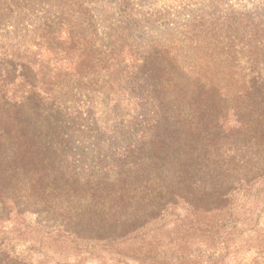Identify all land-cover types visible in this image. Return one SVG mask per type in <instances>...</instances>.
<instances>
[{
    "label": "rangeland",
    "instance_id": "obj_1",
    "mask_svg": "<svg viewBox=\"0 0 264 264\" xmlns=\"http://www.w3.org/2000/svg\"><path fill=\"white\" fill-rule=\"evenodd\" d=\"M24 1L30 4L29 11L25 7L23 11L27 12L23 15L7 10L0 14V97L11 104L24 101L29 116L38 127L52 123V117L56 115L72 123L67 127L73 135L69 137L75 158L68 167H74L73 161L77 160L76 173L82 174L83 170L89 173V168L84 167L90 164L93 155L97 157L101 153L100 150L106 151L96 163L101 167L110 161V152L123 144L121 129L143 120L141 105L147 103L146 99L151 95L158 103H170L174 115L182 114L181 119L195 135L201 133L203 137L209 127L230 129L237 121H248V114L260 105V90L264 86V47L256 54L258 62L254 72L250 69L252 58L241 50L240 45L250 39L254 44L264 45L263 37L243 33L264 29V0H131L141 15H152L143 20L138 32L124 37L120 29L124 25L120 22L119 0ZM81 13L93 15L95 30H87L78 21ZM201 18L211 20L214 29L196 37L188 29H192L193 20ZM123 20H126L125 24L129 23L126 18ZM234 20L243 21L241 32L236 30L239 36L227 32L230 27L227 23ZM169 21L175 25L167 26L171 24ZM78 35L89 43L78 42ZM122 44L138 45L142 55L150 56L156 67L169 66L165 59L175 61L174 65L186 76L157 77L156 82L161 79L179 86L173 92L169 91L171 93L162 90L146 98L135 77L130 75L140 60L125 61L123 57L112 56V53H120L117 50ZM228 45H238L236 60L220 58V55H226ZM213 65L217 67L214 76L210 77L211 72H208L210 78L199 79L202 69ZM197 79L201 82L205 79V85L198 86ZM215 80L221 83H216L214 90L203 88ZM254 82L257 86L253 88ZM215 137L206 136L212 146ZM201 147L200 141L190 132L188 142L167 143L165 153L169 158L173 157L169 167L177 169L180 164L193 159ZM154 173L158 176L150 177V174L140 172L139 184L150 185L166 179L174 181L165 171ZM95 183L91 181L89 185L92 187ZM0 184L4 185L6 195L11 193L7 180ZM43 199L33 206L31 201L25 203L22 197L13 204L0 198V264H157L158 259L162 264H177L169 262L178 254L177 249H173L176 245L194 250L201 245L197 238L201 233L193 236L184 233V228L196 225L197 218L183 203L174 209L172 217L152 221L147 226V233L135 242L108 246L103 241L88 240V232L79 237L53 232L51 227L74 232L78 229L75 223L68 224L64 216L56 219L48 202L60 205L62 210L69 209L73 215L74 209H79L76 215L80 218H102L110 213L105 210L90 212L89 208L97 202L105 203L103 198L93 199L83 193L66 195L55 190L46 192ZM257 205L255 203L253 207L263 216L262 224L264 206ZM85 209L88 211H83ZM230 238L237 240V244L254 243L250 240L254 239L253 233ZM165 253L170 255L168 260L157 255ZM256 253L255 246L247 247L240 252V260L243 264L250 263Z\"/></svg>",
    "mask_w": 264,
    "mask_h": 264
},
{
    "label": "trees",
    "instance_id": "obj_2",
    "mask_svg": "<svg viewBox=\"0 0 264 264\" xmlns=\"http://www.w3.org/2000/svg\"><path fill=\"white\" fill-rule=\"evenodd\" d=\"M29 4L24 0H0V14L7 10L21 16L27 12L23 11L25 7H28L29 11ZM118 11L121 12L120 22L124 25L120 28L123 37L138 32L139 27L144 24L143 20L152 15H141L131 0H119ZM79 16L81 17L78 21L85 25L87 30L96 29L91 13L86 16L81 13ZM123 18L129 23L125 24L126 20ZM169 22L171 24L167 26L175 25ZM242 22L234 20L227 23L230 26L227 32L239 36L237 31L241 32ZM190 28L192 29L188 30L196 37L214 29L211 20L205 21L203 18L193 20ZM253 32L243 33L246 36L253 35L256 38L259 35L264 38V29H255ZM77 37L78 42L89 43L82 40L84 37ZM250 41L252 40L240 45V48L252 58L250 69L255 72L258 62L256 54L260 53L264 45ZM237 46L228 45L226 55H220V58L231 57L236 60ZM120 47V50H117L120 53H112V56L123 57L125 61L140 60L130 71V75L135 77L138 88L146 94V98L162 90L166 91V94L171 93L169 91L179 86L169 81L164 83L161 79L156 82L157 77L172 74L186 76L174 65L175 61L165 59L169 66L156 67V64L150 61V56L142 55L138 45L122 44ZM208 68L202 69L203 72L198 75L199 79L203 76L213 77V73L217 72L215 65ZM208 72H211L210 77ZM199 79L196 82L198 86H201V83L205 85V79L202 82ZM255 82L253 88L257 86ZM216 83L220 84L221 81L215 80L203 88L214 90ZM260 94V105L248 114V121H237V125L230 129L223 126L208 128L206 134L216 136L213 146L208 143L207 135L204 136L205 140L201 133L195 135V131L181 119L182 114L174 115L169 108L170 103L165 105L161 100L158 103L151 95L150 98H145L147 103L141 105L140 117L143 120L121 129L123 144L110 152V161L101 167L96 163L97 158H102L101 154L106 151L100 150L101 153L97 154V157L93 155V160L84 167L89 168V173L83 170L82 174L75 171L78 167L75 163L77 160L72 164L75 168L68 167L75 158L69 137L72 138L73 135L67 127L72 123L59 119L56 115L52 117V123L38 127L29 116L24 101L11 104L7 99L0 97V183L7 180L11 189V193L6 195L2 184L0 198L13 204L22 197L25 203L29 204L31 201L33 206L36 201H44L43 195L46 192L55 190L65 192L66 195L83 193L93 199L103 198L105 203L97 202L89 208L90 212L110 213L102 218H80L76 215L79 209H74L73 215L69 209L62 210L60 205L49 200L48 202L49 210H52L56 219L64 216L68 224L75 223V228L78 229V232H74L65 231L61 227H51L53 232H64L70 237H79L88 232V240L103 241L108 246L135 242L142 234L147 233V226L152 221L172 217L174 209L178 208L179 203H183L188 206L187 211H192L197 218L196 225H184V233L186 236L201 233L197 236L201 245L196 250L176 245L173 248L178 251L175 260H170L167 253L157 254L162 255L160 259H169L170 263L173 261L177 264H243L240 252L255 246L256 258L245 264H264V223L261 224L263 216L253 207L255 203L260 208L264 206V199L260 200L264 194V86ZM39 132L43 139L38 136ZM189 132L200 141L202 150L193 159L180 164L177 169L169 167V161L173 157L169 158L168 153H165L166 144L175 142L178 145V140L188 142ZM147 140L148 142H145ZM63 168L65 170L60 171ZM160 171L171 175L174 181L166 179L150 185L139 184L140 172L148 173L151 177L158 176L154 172ZM91 181L96 182L92 187L89 185ZM245 201L247 203H244ZM250 233H253L254 237L250 239L254 242L251 244H237V240L230 238L233 235L238 237ZM150 259L156 261L155 258ZM158 260L157 264H162Z\"/></svg>",
    "mask_w": 264,
    "mask_h": 264
}]
</instances>
